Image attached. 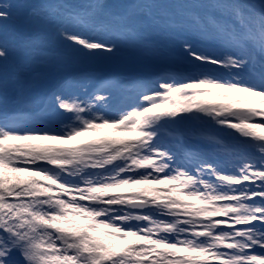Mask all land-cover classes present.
<instances>
[{"label": "snow or ice", "instance_id": "obj_1", "mask_svg": "<svg viewBox=\"0 0 264 264\" xmlns=\"http://www.w3.org/2000/svg\"><path fill=\"white\" fill-rule=\"evenodd\" d=\"M14 7L0 0V21ZM127 7L153 18L180 63L66 77L44 98L55 123L17 107L48 40L89 57L117 42L157 59L168 48L104 0L34 6L48 36L0 39V264H264V0ZM114 84L126 105L113 107ZM184 121L200 132L186 137ZM108 129L124 138L80 140Z\"/></svg>", "mask_w": 264, "mask_h": 264}, {"label": "rangeland", "instance_id": "obj_2", "mask_svg": "<svg viewBox=\"0 0 264 264\" xmlns=\"http://www.w3.org/2000/svg\"><path fill=\"white\" fill-rule=\"evenodd\" d=\"M26 3L23 7H19L14 3V0H11V2L16 5L17 7L13 8V18L11 20L8 21H1L0 22V30H1V34L4 35L5 37L10 36L11 38H8L9 40L12 39L14 42L17 43L18 38H19V34L25 29V28H34L36 26H41V27H50L49 25L45 24L43 21L38 20L37 18H32V17H27L25 16V8L31 4L34 3L35 1L38 0H25ZM109 0H105V3L107 5ZM110 1H114V0H110ZM70 3V2H67ZM118 3H115L114 5H109L110 10L112 11V13L114 14L115 10L117 9V7L119 6ZM118 5V6H117ZM135 19L136 16L133 17V23H135ZM135 27V26H134ZM136 32L138 33V35L141 38L144 39H148L151 36H144L141 35V30L140 28L135 27ZM56 49H57V53L56 55H53L52 57H45L43 58V63H39V64H34L33 65V71L35 73L41 72V74H39L38 78L35 80L34 82V86L31 91L27 94L26 97V101L24 103L19 104L17 107L18 109L21 108H26V107H33L35 106L37 103L34 99V92H36L38 89L42 88L45 86V84L47 83V79L53 76H57V75H61L64 71L70 70V71H76V70H80L82 68H91L95 71H99L101 70V68L104 67H119L121 68V70L124 69H128V64L130 62H132V59L129 58H115L112 54H108V53H101L98 56L99 57H95L96 61H94V58H92L93 56L89 57V56H81L79 53L75 52L73 50L72 46H68L63 42H57L54 44ZM138 48H134V50H137ZM127 50V49H126ZM124 51H122L123 53ZM120 53V55L122 54ZM128 53L124 54L127 55ZM131 58V57H130ZM92 60V62L94 63V65L92 66L90 61ZM116 60L120 61L121 63L117 62ZM142 61L146 62V61H151L152 57H145L143 56V58H141ZM21 61V57L19 56H14L10 63L11 64H19ZM139 61V60H138ZM138 61L134 62V64L136 66H139ZM141 69V68H139ZM90 70V69H88ZM43 76L42 79H40L39 77ZM119 105V104H118ZM117 105V101L115 99V97H113V107H119ZM36 119H44L46 121H51V119H53V123L56 122V118L54 116V114L52 113L51 109L49 108V112L45 113L41 116H33ZM53 117V118H52ZM26 118V117H25ZM200 125L199 122H194V121H187V126L188 125ZM99 132L96 133H90L86 136H99L98 134ZM108 136L113 137V138H124V134H120V133H115L113 132V130H111V133L108 134Z\"/></svg>", "mask_w": 264, "mask_h": 264}, {"label": "bare ground", "instance_id": "obj_3", "mask_svg": "<svg viewBox=\"0 0 264 264\" xmlns=\"http://www.w3.org/2000/svg\"><path fill=\"white\" fill-rule=\"evenodd\" d=\"M114 1H116V0H114ZM111 2H112V1H111ZM156 40H157V37H156ZM158 40L163 41L162 44L165 45L167 48L172 47L169 41L164 40V39L161 38V37H159ZM134 48H135V47H130V46L121 45L119 42H117V52H116V54L113 55V56H114L115 58H120V57H124V54H126V53H128V54H130V55L132 56V55H133L132 52H133V53H135V55L137 56V57L135 58L136 60L134 59L135 62H136L139 58H143V56H145V57H149V56H150V55L144 53L143 51H141V50H139V49L134 50ZM126 49H127V50H126ZM122 51H124V52L122 53ZM120 53H122V54L120 55ZM95 57H99V56H98V55H97V56H93L92 58H94V61H96V58H95ZM125 57H127V55H126ZM151 57H152V56H151ZM152 58L154 59V57H152ZM116 61H117V60H116ZM90 63H91L92 66L94 65V63L92 62V60L90 61ZM144 63H145V62H144ZM145 64L147 65V64H149V63L146 62ZM132 65H134L132 62H130V63L128 64V66H132ZM134 66H136V65H134ZM126 104H127V103H124L123 105H126Z\"/></svg>", "mask_w": 264, "mask_h": 264}]
</instances>
